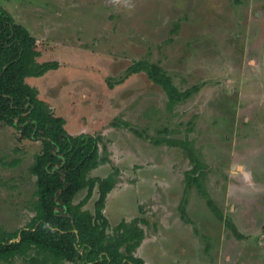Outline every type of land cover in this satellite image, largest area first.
<instances>
[{
    "label": "rangeland",
    "instance_id": "obj_1",
    "mask_svg": "<svg viewBox=\"0 0 264 264\" xmlns=\"http://www.w3.org/2000/svg\"><path fill=\"white\" fill-rule=\"evenodd\" d=\"M0 6L36 38L38 60L58 62L26 81L70 133L98 137L107 162L88 174L116 170L104 213L111 226L137 219L144 238L135 254L145 264H264V0H0ZM139 59L160 64L180 90L199 88L168 107L160 85L129 69ZM19 135L0 122V227L8 231L33 215L36 185L28 167L41 148ZM162 136L187 140L200 173L180 146L154 142ZM14 158L20 161L9 165ZM97 196L96 188L85 207L93 210Z\"/></svg>",
    "mask_w": 264,
    "mask_h": 264
},
{
    "label": "trees",
    "instance_id": "obj_2",
    "mask_svg": "<svg viewBox=\"0 0 264 264\" xmlns=\"http://www.w3.org/2000/svg\"><path fill=\"white\" fill-rule=\"evenodd\" d=\"M41 53V47L30 31L0 6V122L18 129L20 138L41 143L28 167L36 185L33 215L23 227L15 230L0 227V259L11 263L20 257L30 260L31 264H57L60 261L145 264L144 259L135 254L144 238V229L137 219H121L111 226L104 213L107 194L117 181L116 170L105 176L88 174L107 162L100 152L98 137L90 133H70L65 119L54 113L38 96L37 89L26 81L30 76H41L57 68L55 60H38ZM129 69L145 71L160 85L166 93L168 107L182 102L199 88L193 85L180 90L158 63L139 59ZM134 132L140 134L137 130ZM154 142L180 146L193 162V173L200 171L202 165L187 140L162 136ZM19 161L14 158L8 164L15 165ZM193 179L202 190L198 175ZM96 188L98 196L91 210L85 204ZM83 189H86L84 196L74 201ZM208 203L222 219L212 200L208 199ZM181 214L186 215L183 208ZM139 221L144 222V219L139 218ZM225 223L239 236L229 220Z\"/></svg>",
    "mask_w": 264,
    "mask_h": 264
}]
</instances>
